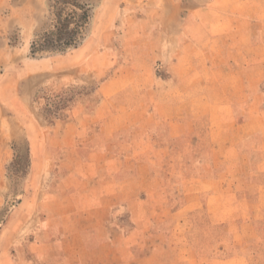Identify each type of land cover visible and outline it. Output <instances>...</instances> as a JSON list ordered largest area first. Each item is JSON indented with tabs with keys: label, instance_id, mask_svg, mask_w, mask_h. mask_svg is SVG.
Instances as JSON below:
<instances>
[{
	"label": "rangeland",
	"instance_id": "374dc122",
	"mask_svg": "<svg viewBox=\"0 0 264 264\" xmlns=\"http://www.w3.org/2000/svg\"><path fill=\"white\" fill-rule=\"evenodd\" d=\"M217 3L0 0V264H264V72L218 60L264 40V17L224 37ZM74 5L82 45L33 57ZM79 117L94 123L68 147L58 125ZM48 202L113 205L66 219Z\"/></svg>",
	"mask_w": 264,
	"mask_h": 264
},
{
	"label": "crops",
	"instance_id": "0c3cea01",
	"mask_svg": "<svg viewBox=\"0 0 264 264\" xmlns=\"http://www.w3.org/2000/svg\"><path fill=\"white\" fill-rule=\"evenodd\" d=\"M216 1L218 2L217 3L218 6L216 7L218 10H220L221 14L234 16L233 20L229 22H225L224 24L220 23V25L218 26L219 27L218 30L221 32L220 34L225 32V34H222V36L224 37L227 36L226 32H232L235 36H237L239 35V32L241 31L242 27L245 25H246V33L252 30L262 31L261 30L262 24H260L261 26L260 29L255 28L256 27L255 24L253 25L252 21H250V16L258 15L261 18L264 17V0H216ZM222 36H220L221 38L218 39V41L221 44H224L226 43V41L224 40V38L222 39ZM262 37H264V35H262ZM245 51H247L246 56L250 57L248 59L246 58V60L244 57ZM233 54L238 57L233 59L231 51H223V52L219 51L218 60L220 63L222 62L228 63L231 62L232 60L238 64L248 62L249 65L247 68L240 66L241 67L240 73L242 74L244 71H250L251 69L256 68L254 67L255 65L259 66L261 72H264V40H262L261 37L259 38L257 43L247 45L242 50V53L240 51H235ZM45 61L48 62L47 60H44V62L42 63H45ZM48 63L49 65H54V62L49 61ZM254 63H258V64H254ZM251 64H253L252 65L253 67L251 66ZM34 65H39V64H34ZM71 67H73V65ZM43 73L44 72H42V74ZM241 76L245 77L246 75H241ZM262 76L264 77V74H262ZM79 119L72 122L70 121L63 123V125L56 124L62 127L63 130L65 131L66 134H65V138L63 139V143L66 144L68 147L71 146L73 147L79 144L80 140L82 139L78 140L76 134H78L79 137L84 138L83 133L89 130V128L91 127V123H94V122H89L91 121L89 120L90 118L79 117ZM58 147H59L58 138L55 137L54 140L52 138V140H50V149L52 151H56L59 149ZM44 155H38L37 158L46 157ZM259 163L262 166H264V157L260 159ZM259 171L261 172L259 173V175L264 176L263 174L264 167L260 168ZM207 176L209 179H214L215 172L212 168L210 174ZM259 190L261 191L264 190V186L261 185ZM219 196L220 195L218 193H212L210 195V201L213 202L215 200H218L220 198ZM259 196H263V194ZM49 203L56 205H63L65 207V210H62V212L60 211V214L63 215L62 217H66V219H70L72 217H77V216H84L92 212H97V214H100L101 212H105V210L108 207H112L113 205L112 202H48V204ZM79 207H82V209H79ZM72 232L75 233L72 234L73 237H77V238L81 236L84 237L83 235H80V231H72Z\"/></svg>",
	"mask_w": 264,
	"mask_h": 264
},
{
	"label": "trees",
	"instance_id": "16d2710c",
	"mask_svg": "<svg viewBox=\"0 0 264 264\" xmlns=\"http://www.w3.org/2000/svg\"><path fill=\"white\" fill-rule=\"evenodd\" d=\"M59 10L53 27L38 35L33 42L31 48L33 57L64 55L82 45L84 33L91 20V11L80 5H74V8L68 11L66 8ZM62 109L56 108L57 112L48 110V113L56 117Z\"/></svg>",
	"mask_w": 264,
	"mask_h": 264
}]
</instances>
